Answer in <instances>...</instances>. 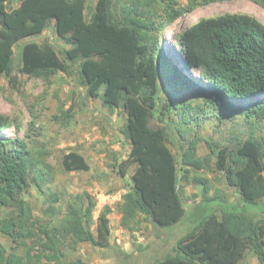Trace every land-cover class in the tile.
<instances>
[{
	"label": "trees",
	"instance_id": "obj_1",
	"mask_svg": "<svg viewBox=\"0 0 264 264\" xmlns=\"http://www.w3.org/2000/svg\"><path fill=\"white\" fill-rule=\"evenodd\" d=\"M8 1L0 0V80L7 75L15 83V45L55 22L69 48L28 43L23 48L21 71L47 80L58 72L68 74L111 112L122 109L127 114L122 134L130 141L131 151L121 163V172L125 176L130 164H136V170L121 205L125 225L140 216L168 232L190 224L175 244L163 245L140 264H241L249 252L264 264V140L251 135L232 148L211 146L217 170L239 194L237 201H229L209 197L210 182L198 171L209 168L210 160L198 156V140H182L181 132L174 133L167 125L153 126L161 79L176 93L206 97L204 104H198L175 100V93L160 107L162 118L172 117L185 133L190 132L193 104L198 113L208 107L224 110L230 107L225 103L230 98L246 99L264 91V24L243 13L203 19L180 32L182 50L172 55V47L162 44L164 33L184 13L193 11L199 0H191L185 8H175L176 0H169L168 19L161 21L149 13L154 0H124L119 10L115 0H98L89 19V0H20L12 10ZM250 1L264 7V0ZM205 82L213 84L220 100L206 91ZM239 109L248 119L264 123V100ZM2 119L0 128L5 123ZM171 146L182 153L181 163ZM35 165L26 142L0 140V233L11 243L9 247L0 244V264H85L68 257L67 238H72L74 246L90 243L110 249L111 208L105 207L100 214L96 236L92 230L96 204L90 196L83 214L70 204L58 226H37L32 221L33 207L25 195L36 177L32 176ZM183 166L186 170L180 176ZM64 167L67 171L90 170L77 153L65 157ZM181 182L203 188V199L190 210L182 197ZM120 254V264L133 257Z\"/></svg>",
	"mask_w": 264,
	"mask_h": 264
},
{
	"label": "rangeland",
	"instance_id": "obj_2",
	"mask_svg": "<svg viewBox=\"0 0 264 264\" xmlns=\"http://www.w3.org/2000/svg\"><path fill=\"white\" fill-rule=\"evenodd\" d=\"M97 1H88L87 19L94 11ZM190 1L176 0L175 8H185ZM168 2L169 0H154L149 13L155 16L157 21L167 20ZM19 3L20 0H9L8 9L17 8ZM123 3L124 0H115L118 10ZM230 13L248 14L264 24V7L253 1L216 0L203 3L199 0L193 11L184 13L167 27L162 44L172 47L169 49L172 55L174 51L180 52V32L194 27L203 19ZM31 42L49 44L56 49H67L69 44L58 35L55 22H51L43 33L27 37L15 45L12 68L15 83L10 82V76L7 75L0 80V116L5 122L4 127L0 128V140L26 142L33 151L34 161L36 160L32 171L33 178L36 177L25 195L33 207L32 221L37 226H58L68 213L70 204L80 208L83 214L91 197L96 204L92 225L96 236L100 214L105 207L111 208L108 217L112 247L100 249L90 243L74 246L72 238H67L65 252L71 260L81 259L85 264H120L118 254L121 253L133 256L127 264H132L134 260V264H140L148 257L155 256L163 245L171 247L187 233L190 228L188 222L177 226L172 232L160 230L141 216L130 221L128 225L123 223L121 205L124 195L133 185L136 170V164H130L125 176L121 172V163L129 158L131 151L130 141L122 134L127 114L122 109L111 112L103 106L101 99L91 98L87 89L78 85L68 74L58 72L49 80L24 74L21 71L22 52L24 46ZM181 55L182 53L179 54ZM74 68L76 67L70 70ZM203 87L219 99V92L212 83L205 82ZM175 93V89L165 86L164 80L161 79L159 107L153 126L167 125L174 133L181 132L182 140H198V156L210 160L209 168L198 171L200 176L210 182L209 197L219 196L229 201H237L238 192L227 185L224 173L217 170V159L211 152V146L215 149L224 146L232 148L251 135L264 140V123L255 118L248 119L239 109L249 104H259L264 100V91L246 99L230 98L225 102L230 107H225L224 110H212L208 107L204 113H198L193 104L189 112V118L192 120L190 126L188 125L189 133L181 130L183 127L172 117L162 118L160 107ZM205 98V95L191 97L185 92L175 95V100H195L198 104H204ZM171 148L181 163L182 153L172 146ZM70 153L83 156L90 170L67 171L64 160ZM183 170H186V166L182 167L180 176L185 172ZM194 175L195 172L192 171L191 177ZM180 186L188 210L194 202L203 199L202 186L183 182ZM219 215H222L220 211ZM0 244L7 247L11 245L1 233ZM241 264L259 263L253 253L249 252Z\"/></svg>",
	"mask_w": 264,
	"mask_h": 264
},
{
	"label": "bare ground",
	"instance_id": "obj_3",
	"mask_svg": "<svg viewBox=\"0 0 264 264\" xmlns=\"http://www.w3.org/2000/svg\"><path fill=\"white\" fill-rule=\"evenodd\" d=\"M182 61V59H181ZM189 72H192L191 70H189ZM192 76H195V78H197L199 80L198 74H196V72H192L191 73Z\"/></svg>",
	"mask_w": 264,
	"mask_h": 264
},
{
	"label": "water",
	"instance_id": "obj_4",
	"mask_svg": "<svg viewBox=\"0 0 264 264\" xmlns=\"http://www.w3.org/2000/svg\"><path fill=\"white\" fill-rule=\"evenodd\" d=\"M184 61V60H183ZM184 63V65H186V62H183ZM189 70V69H188ZM192 73V72H191ZM195 77V76H194Z\"/></svg>",
	"mask_w": 264,
	"mask_h": 264
}]
</instances>
